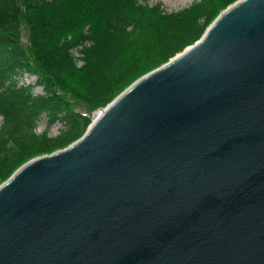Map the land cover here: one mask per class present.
<instances>
[{"label": "water", "instance_id": "1", "mask_svg": "<svg viewBox=\"0 0 264 264\" xmlns=\"http://www.w3.org/2000/svg\"><path fill=\"white\" fill-rule=\"evenodd\" d=\"M0 264H264V0L1 182Z\"/></svg>", "mask_w": 264, "mask_h": 264}, {"label": "trees", "instance_id": "2", "mask_svg": "<svg viewBox=\"0 0 264 264\" xmlns=\"http://www.w3.org/2000/svg\"><path fill=\"white\" fill-rule=\"evenodd\" d=\"M234 1L194 0L168 12L142 0H0V183L80 137L93 110L192 44ZM84 41L76 66L69 49ZM23 73L43 94L18 84ZM42 114L47 125L62 124L56 135L35 131Z\"/></svg>", "mask_w": 264, "mask_h": 264}, {"label": "rangeland", "instance_id": "3", "mask_svg": "<svg viewBox=\"0 0 264 264\" xmlns=\"http://www.w3.org/2000/svg\"><path fill=\"white\" fill-rule=\"evenodd\" d=\"M192 1L194 0H142V3H145L147 5H153L154 3L158 2L162 5V8L165 11H176L178 9H181L183 7L188 6ZM22 40L25 41V34H22ZM26 78V80H25ZM34 79V76L30 75H24L22 78V81H32ZM32 92L37 93L40 92L39 87L35 86L32 89ZM0 122H1V117H0ZM62 127V124L59 122H53L52 124L47 125L46 124V117L42 114L37 122H36V126H35V131L36 132H40L43 130H46V133L48 136H54L58 133L59 128Z\"/></svg>", "mask_w": 264, "mask_h": 264}, {"label": "built area", "instance_id": "4", "mask_svg": "<svg viewBox=\"0 0 264 264\" xmlns=\"http://www.w3.org/2000/svg\"><path fill=\"white\" fill-rule=\"evenodd\" d=\"M79 48H80V46H78V47H76V48H73V49L70 50V52H71L74 56H78L79 53L77 52V49H79ZM78 63H79V62H78Z\"/></svg>", "mask_w": 264, "mask_h": 264}]
</instances>
